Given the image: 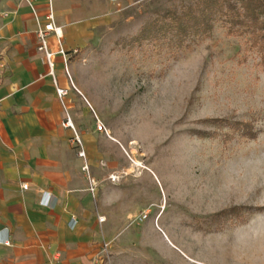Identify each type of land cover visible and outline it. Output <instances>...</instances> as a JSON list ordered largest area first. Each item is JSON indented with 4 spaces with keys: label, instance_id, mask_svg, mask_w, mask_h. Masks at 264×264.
I'll use <instances>...</instances> for the list:
<instances>
[{
    "label": "rangeland",
    "instance_id": "1",
    "mask_svg": "<svg viewBox=\"0 0 264 264\" xmlns=\"http://www.w3.org/2000/svg\"><path fill=\"white\" fill-rule=\"evenodd\" d=\"M196 1L91 0L66 27L63 54L47 37L64 70L53 78L44 55L49 76L69 86L56 87L64 122L99 183L53 264H264L261 43L219 16L189 49L137 40L164 10ZM96 214L106 220L94 230Z\"/></svg>",
    "mask_w": 264,
    "mask_h": 264
},
{
    "label": "crops",
    "instance_id": "2",
    "mask_svg": "<svg viewBox=\"0 0 264 264\" xmlns=\"http://www.w3.org/2000/svg\"><path fill=\"white\" fill-rule=\"evenodd\" d=\"M90 3L0 0V229L9 228L12 241L11 247L0 246V264H53L51 256L61 249L69 218L74 216L77 228H82L79 204L92 199L73 142L74 132L63 126L65 113L56 97V87L69 86L66 80L59 85L49 76L36 37L51 13L62 40L66 27L76 22L77 11L87 10ZM52 41L57 43L54 35ZM56 51L57 46L51 52ZM55 59L53 78L56 70H63L58 56ZM84 152L90 170L86 149ZM42 191L56 198L53 209L39 207ZM98 216L102 215L96 214L94 230L101 225ZM75 248L82 251L86 245ZM62 264L73 261L66 259Z\"/></svg>",
    "mask_w": 264,
    "mask_h": 264
},
{
    "label": "trees",
    "instance_id": "3",
    "mask_svg": "<svg viewBox=\"0 0 264 264\" xmlns=\"http://www.w3.org/2000/svg\"><path fill=\"white\" fill-rule=\"evenodd\" d=\"M228 5V11L224 6ZM224 17L234 26H242L253 45L261 43L260 51L264 50V0H197L192 5L172 7L164 10L162 15L152 21L148 27L140 31L137 40L149 38L155 42L163 40V44L170 50L190 48L187 41L210 34L213 21ZM153 34V35H152ZM162 37V38H160ZM246 134H252L248 128H243Z\"/></svg>",
    "mask_w": 264,
    "mask_h": 264
},
{
    "label": "built area",
    "instance_id": "4",
    "mask_svg": "<svg viewBox=\"0 0 264 264\" xmlns=\"http://www.w3.org/2000/svg\"><path fill=\"white\" fill-rule=\"evenodd\" d=\"M111 1L113 2L115 0H111ZM46 20H47V23H45L44 25L39 27L36 31V37H37V41H38L37 50H38V52H41L45 55L47 62H48L49 69H50V75L53 76V64L51 62V58L53 57V53L48 51L47 37L49 36V34H53L55 36L57 43L59 45V48H60L59 51L61 54H63V50H62L61 45H60L62 34H61L60 29L56 28L54 26L53 16L51 13L48 14ZM56 90H57L58 97L61 98L62 96H65V94H66L65 91L58 89V88ZM63 126L66 128L72 129L74 132L73 142H74V144L78 145L79 150L77 152V156H78V158L82 159V161H83L81 171L86 176L87 192L90 194V196L92 198H95L99 183L90 174L89 165L86 162L85 152H84V149L82 147L81 140H80L79 136L77 135V133L74 131L72 123H71L69 118H66L65 122L63 123ZM102 128H103L102 125L99 124L98 129L102 130ZM108 180L112 183H115V182L119 181V176L115 175V174H111L108 176ZM26 188H27L26 185H22V189H26ZM56 202H57L56 198L53 196V194L51 192L42 191L40 194V199H39L38 204H39V207H41L43 209H53L56 205ZM97 221L99 224H102L105 222V218L102 216H98ZM77 224H78L77 219L74 216H71L69 218L68 223H67L68 230L74 231L77 228ZM0 246L6 247V248L12 246L11 233H10L9 228H7V227L0 229Z\"/></svg>",
    "mask_w": 264,
    "mask_h": 264
}]
</instances>
